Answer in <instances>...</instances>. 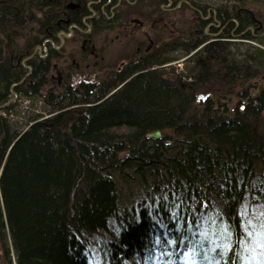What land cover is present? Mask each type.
Returning a JSON list of instances; mask_svg holds the SVG:
<instances>
[{"label":"trees","instance_id":"trees-1","mask_svg":"<svg viewBox=\"0 0 264 264\" xmlns=\"http://www.w3.org/2000/svg\"><path fill=\"white\" fill-rule=\"evenodd\" d=\"M54 1L0 0L2 255L9 258L11 244L16 264L239 263L233 246L239 235L247 242L258 238L248 240L246 224L264 232V90L256 97L241 90L245 80L236 70L248 61L260 67L264 55L255 52L235 63L230 35L209 41L202 20L190 36L173 31L159 52L176 49L174 43L182 53L195 51L191 60L200 71L190 84L174 72L151 70L173 60L160 56L151 63L121 60L117 73L100 63L110 78L94 81L97 88L85 80L72 84L77 73L52 83L48 72L63 51L51 43L60 45L59 31L112 24L88 18L85 4L74 13ZM161 2L166 0L154 9ZM234 11L220 15L234 20L230 29L238 27L243 39L248 26L260 31L249 9ZM214 61L227 66L225 75L210 69L203 76V66ZM244 75L249 80L250 73ZM219 79L229 97H237L232 109L195 94ZM14 95L39 102L22 130L9 119ZM154 130L161 140L146 138Z\"/></svg>","mask_w":264,"mask_h":264},{"label":"rangeland","instance_id":"rangeland-1","mask_svg":"<svg viewBox=\"0 0 264 264\" xmlns=\"http://www.w3.org/2000/svg\"><path fill=\"white\" fill-rule=\"evenodd\" d=\"M69 1L71 3L69 7L73 8L74 2H72L71 0ZM83 1L87 3L90 10H93L90 17L96 18L98 20H101L99 17H105L109 20L112 19V24L108 25L109 28L100 30L99 27H102L105 24L104 22H102V24H99V26L97 25L96 28L91 24V22H88L86 23L87 29L74 30V27H69L68 31L66 32L59 31L57 34L60 45L57 46L52 41L51 43H53V46L55 48H59L62 46L63 51L62 57L58 60L53 61L55 63L54 65H52V69H50V71L48 72L49 80L52 83L56 82V79L58 77V75H56V72H59V70L62 71L60 72L62 78L66 73L67 75H70V77L72 75H75L76 73L77 75H79L78 77L74 76L75 78L71 80L72 84H76L80 80H85V82H87L86 79H88V82L93 85H95V82H100V80L104 83L110 78V76L108 77V73H106V71H99V69L102 67L100 63L102 65L103 63H110L109 65H107L109 66L110 70H114L113 68H117V65L115 64H119L121 60L129 59L133 52L135 54H133L134 58H136V54H139L136 53V49L141 48V53L145 45L147 46L153 44L155 48L159 47L158 50H160L162 47L170 44L169 42L173 40L172 32L176 29L182 30V32H185V34H187L188 36H190V34L197 33V27L202 20L209 22L207 23L205 30L203 28L201 31L203 32L204 30V34H207L209 36V41L215 40V38L218 40L221 35H230L231 40H229L228 42L230 44L229 52L231 53V60H237L239 62L241 60H245L244 57L246 55L247 57L251 56L255 58V52H260L264 55V0H178V6H173L174 1L170 0V2H161L160 5L156 7V9L154 8L159 0H144L142 9H140L139 3L135 0H111L109 3L107 0ZM91 3L95 5V8ZM158 8L162 9L161 15L157 11ZM242 8L249 9L252 15L255 14L258 19L257 21L259 22L261 27L258 33L255 32L253 27H246L244 33L246 32L249 37L245 39L242 38L241 32L237 34L238 27L234 26L233 29H230L228 27L230 22H234L233 19L228 18L227 20H221L222 16H220L221 13H231L235 12L234 10L238 11ZM153 17H155L156 19V21L154 22L149 20ZM98 32L100 33L97 34ZM87 34H91L90 36L88 35L92 39L91 42H82V39ZM181 38H183V36L180 37L177 41H183L181 40ZM90 44L93 48V55L95 58L92 55L87 54V52H85L86 48H83L84 45L88 46ZM174 47H176V49L164 53L162 56H160V58L165 57V59L171 58L173 60L165 64H156L155 68L151 70L174 72L179 76V78L181 77L182 81L187 80L186 83L190 84L194 80V78L191 74L188 75L187 70L191 69V67L193 68V70L198 67L197 64L191 60V56L195 55V51L191 50L189 54H186L182 53L184 49L180 47L179 44L175 45L174 43L173 48ZM200 47L201 46H199V48ZM81 52L86 53L85 59L87 57L89 61H96L97 67L93 69H91V67H86L85 69L83 68L82 70H80L79 66L84 63L79 62L83 59ZM66 61L73 62L75 65L73 69L76 70H70L67 66ZM235 63L237 62L235 61ZM87 64V62L84 63L85 66ZM217 64L218 63L214 61L210 68L208 67V65L203 66V76L209 75L210 69L212 71L221 72L223 73V75H225L227 66L225 67V65H221L219 63L218 67ZM240 64L241 65L239 67L238 63L239 70H236V72L239 73V78L245 80V82L243 83H245L246 85L244 86L242 84V81H239L241 90H244V88L248 89L249 93H251V95H253L254 97L260 95L264 90V61L260 67L257 64L249 61L246 64L243 62H241ZM227 65L229 66V63H227ZM245 65H247L248 67H243ZM235 66L237 67V65ZM247 71L250 73L251 77H249V80L244 79V77L246 76L244 75V73L246 74ZM190 76L192 78H189ZM227 78H229L228 74ZM96 85L98 86L100 84ZM200 87H204V89L199 90L200 88H198L199 91L195 92L196 96L199 94H208L210 98L214 99V103L219 106L220 109L223 107H226L227 110L232 109V106H234L238 101L237 97H229L233 94H227L228 85L224 84V81L221 79L209 80L206 85H201ZM93 89H95V87H93ZM57 93L61 94V92ZM223 95H226L227 99ZM13 98L14 100L12 102H14V107L12 110L14 113H12V116H10L9 119L11 120L10 122L12 127L17 130H22L27 124V118L32 119L36 117L34 114H32L33 112H30V110H32V107H34L35 109L36 104L39 102L36 98V101L30 99L25 103L24 100L20 98V95H14ZM37 110L38 109L36 108L35 111L37 112ZM47 117H49V115H47ZM50 151H52V149L47 150V155H50L51 157L52 153ZM13 259L14 258L10 257L9 255V258L7 260H9L11 264H14ZM7 260L5 259V256L0 252V264H7Z\"/></svg>","mask_w":264,"mask_h":264},{"label":"bare ground","instance_id":"bare-ground-1","mask_svg":"<svg viewBox=\"0 0 264 264\" xmlns=\"http://www.w3.org/2000/svg\"><path fill=\"white\" fill-rule=\"evenodd\" d=\"M111 0H108V3ZM139 3V7L140 9L143 8V1L144 0H135ZM167 1V0H166ZM180 5V4H179ZM142 16V13H141ZM150 21L154 22L156 21L155 17L150 18ZM209 42H206V44L204 45L207 46ZM212 45H210L209 47H211ZM223 60L221 62H223L226 59V56L223 57ZM188 75H194V74H198L200 69L199 67H196L194 70L191 67V69H188ZM158 131L161 134V138L159 140L162 139V133L160 130H154L152 132ZM150 132V133H152ZM148 133V134H150ZM147 134V135H148ZM146 135V138H147ZM148 139V138H147ZM151 140V139H148ZM151 141H158V140H151ZM3 220V224H6V221L4 219ZM254 225H250V224H246V226L243 228L242 232H246V236L248 237V240L251 237H258L256 241H251V242H247V240L245 239L244 235L241 233L239 235V240L237 242H235L234 246V250H236L237 252L241 253L237 264H264V232H261ZM6 232H7V228H6ZM240 233V232H239ZM241 237V238H240ZM250 241V240H249ZM0 252L2 253V247H0ZM8 255H10V257H13L14 259V264H16L15 262V252L13 250L12 245L10 244V249L8 250Z\"/></svg>","mask_w":264,"mask_h":264},{"label":"flooded vegetation","instance_id":"flooded-vegetation-1","mask_svg":"<svg viewBox=\"0 0 264 264\" xmlns=\"http://www.w3.org/2000/svg\"><path fill=\"white\" fill-rule=\"evenodd\" d=\"M61 7H65V8H67V10H66V12L68 11H74V13H77L79 10H80V8L82 7L81 5L82 4H85L86 6H87V9L90 11V12H92L93 10H90L89 9V6L87 5V3H85V1H83V0H71L72 2H74L73 3V8H71V7H69L70 6V1L69 0H55ZM54 1V2H55ZM104 1H106V0H104ZM108 1V0H107ZM92 4V3H91ZM93 5V7L95 8V5L94 4H92ZM81 11V10H80ZM68 15H71V14H67L66 16H68ZM90 16L91 15H89V17L88 18H90ZM70 18V17H69ZM92 18V17H91ZM142 18V17H141ZM222 20V19H221ZM62 21H65L66 22V19L65 18H63V20ZM133 22H136V21H133ZM209 23V22H208ZM48 26H50V24H48ZM50 27H47V31H48V29H49ZM57 36H58V34H57ZM91 37H84L83 39H82V42H85V43H87V42H91ZM84 43V44H85ZM53 46V45H52ZM54 47V46H53ZM55 48V47H54ZM83 48H86V51L85 52H87V54H89V55H92L93 57H94V55H93V48H92V46H91V44L90 45H88V46H83ZM155 46L152 44H150V45H145L144 46V48H143V50H142V52L140 53V49L141 48H139V49H136V53H139V54H136V58H134V52L132 53V57L130 58L129 57V59H135V60H137L136 62H142L143 63V61H145V62H147V60L149 61L148 63H151V62H153V61H158L159 60V58H158V56H160L159 55V52H162V48L160 49V50H158L159 49V47H156L155 49ZM154 49V50H153ZM84 52V53H85ZM85 55H86V53H85ZM95 58V57H94ZM126 61H128V59H124V62H126ZM79 62H83V61H79ZM72 63V62H71ZM96 61H91V65L89 66L88 64L86 65V67L87 68H89V67H91V69H93V68H95V67H97V65H96ZM125 63H122L121 65H118L117 66V68L115 69V72L117 73L118 72V70H119V67H121V66H123ZM145 65V67L148 65H146V64H144ZM153 68H155V66H153V67H151V69H153ZM56 75H58V78L60 79L62 76H61V73H59V72H56ZM86 81H89L88 79H86Z\"/></svg>","mask_w":264,"mask_h":264},{"label":"water","instance_id":"water-1","mask_svg":"<svg viewBox=\"0 0 264 264\" xmlns=\"http://www.w3.org/2000/svg\"><path fill=\"white\" fill-rule=\"evenodd\" d=\"M167 1L170 2V0H167ZM147 138L151 140H159L161 138V134L158 131H155V132L148 134Z\"/></svg>","mask_w":264,"mask_h":264}]
</instances>
